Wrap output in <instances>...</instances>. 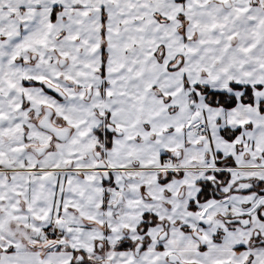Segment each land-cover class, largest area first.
<instances>
[{
  "label": "snow or ice",
  "instance_id": "obj_1",
  "mask_svg": "<svg viewBox=\"0 0 264 264\" xmlns=\"http://www.w3.org/2000/svg\"><path fill=\"white\" fill-rule=\"evenodd\" d=\"M0 264H264V0H0Z\"/></svg>",
  "mask_w": 264,
  "mask_h": 264
}]
</instances>
